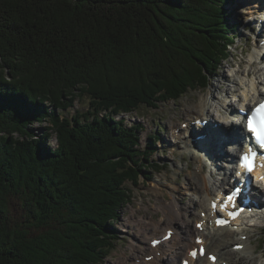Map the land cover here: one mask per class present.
I'll list each match as a JSON object with an SVG mask.
<instances>
[{"label": "trees", "instance_id": "obj_1", "mask_svg": "<svg viewBox=\"0 0 264 264\" xmlns=\"http://www.w3.org/2000/svg\"><path fill=\"white\" fill-rule=\"evenodd\" d=\"M227 2L0 0V264L105 262L125 183L162 168L113 116L205 88L235 43ZM77 92L92 111L61 120Z\"/></svg>", "mask_w": 264, "mask_h": 264}, {"label": "rangeland", "instance_id": "obj_2", "mask_svg": "<svg viewBox=\"0 0 264 264\" xmlns=\"http://www.w3.org/2000/svg\"><path fill=\"white\" fill-rule=\"evenodd\" d=\"M228 1L230 2L225 3L224 8L225 10L229 11V16L231 15L230 22L238 26L237 32H235V43L231 47V57L228 60L224 61L219 66V68H217V70L213 72V74L209 75L207 86L200 90H189L188 93H186L177 101L159 103L157 105V108L141 106L134 112L127 114L122 113L113 116L116 121L122 120L124 126L126 127H130L133 125L139 127L140 132L138 135L141 151H145L147 155L153 153L150 159L154 163H159L162 168L160 172H153V169L148 170V174L145 176L148 179L145 180L141 178L139 184L136 186L125 183V187L131 190L130 203L121 210L118 220L115 223L114 227L116 229L115 232L117 239L115 241V244L113 245L114 248L111 250L109 256L106 258L103 264H115L117 262L132 264V259H134V257H140L144 255L141 248L138 245H134L135 243L133 241V234H136L137 230L136 227L135 230H132L126 223V219L129 216H135L137 220L141 219V217H144L146 219H153L154 221L160 219L162 220L163 214L162 212H158L156 210V205L161 204L166 208H169L170 205L167 204L168 202L170 203V201H172L171 193L173 194L172 191L174 190H178L177 192H175L176 194L174 193L173 195L180 199V203L182 205L189 203L190 196L188 194H185L187 193V191L185 189L184 183L186 181L185 178L187 177V175H189V173L193 171V169H195V163L198 164V162L193 161L191 159L192 157L190 156H198L196 155V153L199 152L193 150L190 147H188L190 149L184 148L185 144L181 142H179L178 144H173V142H171L170 140L171 132L169 127L173 123H176L179 126L180 122L185 121V119H187L186 114L188 110H190L192 106L197 105L200 100L211 102L210 90H215L214 88H212V86L218 87V90L215 93L217 100L215 101V107L213 108V110H215L213 112V115H218L222 110L220 103L225 98L230 97L228 96L230 94L225 93V90L229 86H234V82L232 83L231 81H233L232 79L235 72L239 69L240 73L238 74V78L245 81V74L242 72L245 70V68H249V64H247L249 60H255V58H253L252 54L250 53L252 52V49L249 50L248 33L251 32V21H255L254 19H257V22L259 18L257 15L256 18H252L251 20L247 19V17L255 16L256 12L260 11V8H256L257 3L262 5L263 2H261V0L260 2L259 0ZM241 8H247L248 11L246 13L239 14V10ZM251 11L252 13H249ZM262 61L264 60H261V62ZM242 62L243 64H241ZM257 62V67L259 68L258 73L259 71L260 73H257L256 76L258 77V79L260 77V80H262V78L264 77V62L260 63V61L258 60ZM240 64L241 66L240 68H238ZM255 65H253L252 67H254ZM235 78H237V76ZM247 81L248 80H246L245 82ZM233 100L236 99L233 98ZM90 102L91 98L88 94L84 93L79 95V92H77L76 98L73 100V106L66 112H63L64 117L62 116L60 117V119H69L70 117L76 116L77 114L84 115L87 114V112H91L92 107L90 106ZM236 106L237 103H235L234 105V111L236 110ZM185 108L187 112L184 114ZM104 115H108V113L102 112L99 114V116L101 117H103ZM89 120L92 119L89 118ZM47 127H50V124L47 122H35L31 126L33 132L36 135V138H40L44 134V130ZM181 128L185 129V124H182ZM154 133H158L161 136V141L158 142L157 139H151ZM54 137L55 136L53 135L52 141L50 140L53 148L56 147ZM218 167L223 169L224 166L222 165L221 167L220 164V166ZM201 177H205L207 179L211 178V172L209 171V169L206 168V170L201 174ZM174 180L176 182H174ZM195 180H197V178ZM155 188H158L159 190H155ZM157 198H160V203ZM261 220L262 219L257 218L254 219L252 223H258L260 225L262 224ZM178 227L180 228L179 225ZM250 234L252 237V241H254L253 243L260 242L256 249L257 251L255 250L256 255H258L260 252L264 251V230L262 231L256 229V231L251 232ZM263 261L264 260L262 259L259 261V263L257 262V264H261Z\"/></svg>", "mask_w": 264, "mask_h": 264}, {"label": "bare ground", "instance_id": "obj_3", "mask_svg": "<svg viewBox=\"0 0 264 264\" xmlns=\"http://www.w3.org/2000/svg\"><path fill=\"white\" fill-rule=\"evenodd\" d=\"M260 2V0H259ZM263 4L261 5L262 9H264V0L261 1ZM259 9V8H258ZM262 12V11H261ZM257 13V12H256ZM259 18V17H258ZM255 21H251V23L254 24L255 29L256 25L258 24L257 19H254ZM259 20V19H258ZM259 36L264 35V30L261 28L258 33ZM260 40H263L262 38ZM264 50H261L257 53L263 54ZM264 57V56H263ZM263 60V59H262ZM264 61H260V63H263ZM257 63V64H256ZM243 64V62L241 63ZM241 64L238 66L240 68ZM247 64H249V68L246 69L242 73H246V76L248 78H254L256 80V74L258 73L259 68L257 67L258 62L255 59L254 61H248ZM256 64V65H255ZM255 65L254 67H252ZM252 67V68H251ZM257 70V71H256ZM242 71V70H241ZM240 73V70L238 69L235 72V77ZM241 73V74H242ZM232 79V83L234 82V86H229L226 88L225 93L231 94V96L235 97L237 95V88L239 86L243 87V92L241 95H238V107L243 105L244 103L249 104L250 102L255 101L257 90H253V85H255L254 82L250 81H243L242 79L235 78ZM258 78V77H257ZM260 82V79L259 81ZM237 88H236V87ZM215 90H210L211 95V102H206L205 100H200L199 103L195 106H192L190 110H186L184 114L187 112L186 117L187 119L185 121L180 122L179 126L176 123H173L170 125V131H171V138L173 143L178 144L179 142L184 143V148H191V145L188 142L193 141L187 139V135L189 134L188 130H183L180 125L184 122H188V129L193 128L194 125L190 123L191 120L199 119L201 116L202 119H205L206 117H214L213 110L214 103L217 100L215 93L218 90V87L212 86ZM226 94V95H227ZM229 96V95H228ZM245 96V98H244ZM224 99V98H223ZM247 100V101H246ZM222 107L226 106L229 107L231 111H234V107L232 102L228 101H222L220 103ZM236 111V110H235ZM221 112V111H220ZM219 112V116L216 115V118L219 117V120H217L216 123L224 126V124H221L222 120L221 118L224 115H221ZM218 114V113H217ZM185 116V115H184ZM224 118V117H223ZM225 121V120H223ZM179 123V122H178ZM211 129L208 127L205 130H201V132L198 135H205L208 131ZM196 134V133H195ZM191 137V136H190ZM182 140V141H181ZM183 145V144H182ZM198 145V144H197ZM223 147V146H222ZM188 148V149H190ZM193 149V148H192ZM194 150V149H193ZM217 150H219V146L216 143H212L211 145V154H214ZM225 150V157L222 159H227V157L230 159V155L228 154L227 148ZM193 154V152H192ZM196 155H191V159L195 162L196 166L193 171L187 175L185 178L186 181L184 183L185 189L190 197H189V203L182 205L180 203V199L178 197H175L173 194L177 192L176 190L172 191V201L170 203L168 202L167 205H170L169 208H166L164 205H156V210L158 212H162L163 219L161 220H149L144 217H141V219L136 220L135 216H129L126 219V223L128 226L133 230H137L136 234H133V241L134 245H138L141 250L143 251L144 255L138 257H134L132 259V264H136L135 259L140 258L142 259L140 264H179L180 260L182 258H185L188 254L189 249L195 248L197 246L194 245L195 243V237L198 236L200 238H203L204 245L207 249V253L213 252L215 256H217L218 261L216 264H257L260 260H264V251L260 252L258 255H256V249L260 242L253 243L252 237L250 236L251 232L256 231L253 230H247L243 227H240L238 230H235L234 228H221V229H215L212 226L206 228V230L199 234V232L194 227L195 222L203 223L206 218L201 217V212H205L206 216L209 215V201L210 196L213 195L218 189L213 188V184L217 183L218 180L214 178L211 175V178H205L201 177V174L205 171V166L202 163V159H204L203 154L196 153ZM219 162V161H217ZM216 162L213 161L212 165H215ZM226 168L228 166L221 164ZM223 167L219 170H225ZM224 172V171H223ZM222 172V173H223ZM233 173V171H232ZM197 178V180H195ZM260 176L256 175V179L258 182L263 183L262 180H259ZM174 182H176L174 180ZM219 189L223 188V185H217ZM155 190H159L158 188H155ZM252 195H256L254 198H251L248 202L249 207L245 209L246 216L254 214L255 216H258L256 218L262 219V224H254L258 230H264V209L261 210L260 207L264 205V191L262 193L253 192L252 189L250 190ZM176 194V193H175ZM157 200L160 203V198H157ZM149 218V217H148ZM149 222V224H148ZM244 225V220L242 221ZM136 225V226H135ZM142 225V229H139V226ZM180 226V228L178 227ZM237 224H233L232 227H235ZM178 229H177V228ZM167 228V229H166ZM175 228L178 233L180 234L177 236L174 234V237L171 238L170 241L164 242L158 247H151L150 242L155 239V235L161 234L162 237L165 235L166 230ZM141 233V234H138ZM249 235L245 241L241 240L239 236L241 235ZM161 237V238H162ZM149 242V245H148ZM148 245V246H146ZM237 245H243L242 250H236L235 246ZM133 249V246H132ZM256 250V251H255ZM160 253V256L157 254ZM258 253V252H257ZM150 257L151 259L147 262L144 261L146 257ZM144 257V258H143ZM193 264H211L207 257L204 258H198L196 260H193ZM117 262V261H116ZM115 264H126L125 262H117ZM264 264V261L261 263Z\"/></svg>", "mask_w": 264, "mask_h": 264}, {"label": "clouds", "instance_id": "obj_4", "mask_svg": "<svg viewBox=\"0 0 264 264\" xmlns=\"http://www.w3.org/2000/svg\"><path fill=\"white\" fill-rule=\"evenodd\" d=\"M256 8H259V5H256ZM248 11L247 8H241L239 10V14L242 13H246ZM256 15L259 17L260 19V23L256 25L257 28V32H259V30L261 29L262 26H264V12L261 11H257ZM247 19H252L251 17H247ZM255 39V37H254ZM261 45H264V40H261ZM253 52H259L260 49L254 47L252 49ZM256 59H259V56L256 57ZM253 87H255V85H253ZM260 106H264V102H262L260 104ZM240 111L243 112L244 108L243 105H241L240 107ZM264 118V112L261 111V107L257 108L255 110V112L252 114L251 117H249L248 121H247V128L251 127V128H258L261 122V119ZM255 138L256 140L261 144V146H264V135H260L258 136L257 133L254 132ZM246 157V160L243 162L244 164V168L245 167H252V160H253V156L254 154L249 152L248 154L244 155Z\"/></svg>", "mask_w": 264, "mask_h": 264}, {"label": "snow or ice", "instance_id": "obj_5", "mask_svg": "<svg viewBox=\"0 0 264 264\" xmlns=\"http://www.w3.org/2000/svg\"><path fill=\"white\" fill-rule=\"evenodd\" d=\"M261 107V111L264 112V106H260ZM249 132L251 133H257L258 136L260 135H264V122L260 123L259 127L258 128H251L249 127L248 128ZM242 160L243 162L246 160V157L243 156L242 157ZM244 166V164L242 165ZM245 169L248 171V172H251L253 170V165L252 167H245ZM238 215V214H233V218H235V216ZM219 226H222V222H220V225ZM197 227H201V225H197ZM214 259V258H213Z\"/></svg>", "mask_w": 264, "mask_h": 264}]
</instances>
